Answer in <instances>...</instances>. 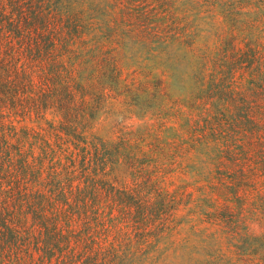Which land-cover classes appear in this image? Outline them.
Returning a JSON list of instances; mask_svg holds the SVG:
<instances>
[{"label":"trees","instance_id":"obj_1","mask_svg":"<svg viewBox=\"0 0 264 264\" xmlns=\"http://www.w3.org/2000/svg\"><path fill=\"white\" fill-rule=\"evenodd\" d=\"M0 264H264V0H0Z\"/></svg>","mask_w":264,"mask_h":264},{"label":"rangeland","instance_id":"obj_2","mask_svg":"<svg viewBox=\"0 0 264 264\" xmlns=\"http://www.w3.org/2000/svg\"><path fill=\"white\" fill-rule=\"evenodd\" d=\"M201 225H202V224H201ZM202 226H204V225H202ZM188 227H189V225H185V226H184V229H186V230H187V229H188Z\"/></svg>","mask_w":264,"mask_h":264}]
</instances>
